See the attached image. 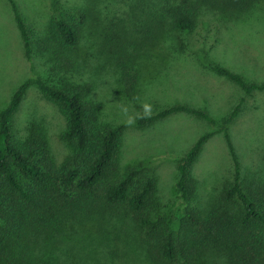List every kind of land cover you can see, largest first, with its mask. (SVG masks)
I'll list each match as a JSON object with an SVG mask.
<instances>
[{"label":"trees","instance_id":"16d2710c","mask_svg":"<svg viewBox=\"0 0 264 264\" xmlns=\"http://www.w3.org/2000/svg\"><path fill=\"white\" fill-rule=\"evenodd\" d=\"M8 2L29 77L0 109V264H264V155L254 171L245 167L230 133L246 98L264 93V82L219 64L205 49L209 33L214 30L217 43L219 28L230 32L258 17L264 0H81L79 6L50 0L36 38L15 2ZM202 25L207 35L195 53L191 37ZM35 45L57 79L37 74ZM193 57L242 95L218 119L179 102L135 118L138 129L174 114L215 127L177 160L172 188L183 206L171 214L142 161L121 165L125 126L105 119L106 97L94 92L101 86L97 77L106 76L138 110L143 89L159 73L174 59ZM30 87L63 120L59 138L66 154L60 160L44 120L23 133L16 127ZM218 134L228 163L205 188L195 166Z\"/></svg>","mask_w":264,"mask_h":264},{"label":"rangeland","instance_id":"374dc122","mask_svg":"<svg viewBox=\"0 0 264 264\" xmlns=\"http://www.w3.org/2000/svg\"><path fill=\"white\" fill-rule=\"evenodd\" d=\"M13 1L24 21L30 23L32 34L36 38L39 35L37 31L44 27L50 0ZM60 1L79 6L81 0ZM257 15L258 17H253L249 22L236 23L230 32L219 28L217 43L212 39L213 30L207 37L205 49L214 56L211 59L219 64L242 73L250 81L263 83L264 11ZM206 35V28L202 25L191 37L192 51L198 53L202 49L200 45H204L202 42ZM213 44L215 48L212 47ZM35 49L34 64L37 74L44 79H57L49 72L46 58L41 56V52H37L36 45ZM200 61V57L190 60L174 59L168 71L159 73L157 80L143 89L138 110L118 96L119 92L106 76L105 79L97 77L101 86L94 92L95 95L106 97L103 101L105 119L125 126L121 165L130 161H142L155 174L159 188L158 198L171 214L177 213L183 206L172 188L177 160L185 155L201 134L213 131L215 127L186 114L171 115L145 129H138L134 120L141 114H152L164 105L177 102L207 109L217 119L224 115L233 104V99L240 97L242 93L231 83L203 69ZM90 71L88 70L89 73ZM28 77L29 65L24 57L23 44L12 9L8 0H0V109ZM38 120L45 121L51 150L60 160L66 154L65 145L59 138L63 120L55 107L44 100L35 87H30L16 115V127L23 133L26 125ZM230 133L242 163L252 171L257 169L258 162L264 155V93H256L246 98V105L231 125ZM227 160L223 137L215 135L205 145L195 166V175L203 187L208 188L212 184L211 177L214 173H218L220 169L224 172ZM214 178L213 176L212 180Z\"/></svg>","mask_w":264,"mask_h":264}]
</instances>
